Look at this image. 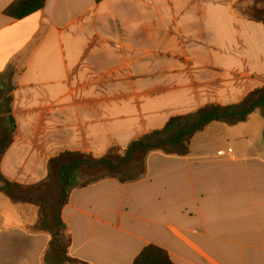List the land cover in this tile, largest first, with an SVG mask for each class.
I'll return each mask as SVG.
<instances>
[{
	"label": "crops",
	"instance_id": "crops-1",
	"mask_svg": "<svg viewBox=\"0 0 264 264\" xmlns=\"http://www.w3.org/2000/svg\"><path fill=\"white\" fill-rule=\"evenodd\" d=\"M0 0V85L16 136L0 172L31 186L62 152L103 156L173 119L239 104L264 87V26L243 0H46L13 20ZM38 209L0 194V264H43ZM69 257L132 264L147 246L173 264H264V112L211 123L185 157L152 153L140 179L73 191Z\"/></svg>",
	"mask_w": 264,
	"mask_h": 264
},
{
	"label": "trees",
	"instance_id": "trees-1",
	"mask_svg": "<svg viewBox=\"0 0 264 264\" xmlns=\"http://www.w3.org/2000/svg\"><path fill=\"white\" fill-rule=\"evenodd\" d=\"M45 2L17 0L4 11V15L13 20H22L42 10ZM244 15L264 26V0H255L244 9ZM12 91L10 84L0 85V164L16 136V125L11 115ZM256 110L264 112V87L253 91L237 105L205 106L191 115L173 118L162 130L131 141L124 151L113 147L101 157L62 152L49 161L46 179L35 185L12 183L0 172V194L14 204L38 209L37 221L30 230L50 237L43 264H85L69 257L70 235L61 218L73 191L106 179L122 184L137 181L144 173L148 155L162 153L185 157L189 153L192 137L211 123L235 126L245 123ZM132 264L173 263L164 250L150 245L139 253Z\"/></svg>",
	"mask_w": 264,
	"mask_h": 264
},
{
	"label": "rangeland",
	"instance_id": "rangeland-1",
	"mask_svg": "<svg viewBox=\"0 0 264 264\" xmlns=\"http://www.w3.org/2000/svg\"><path fill=\"white\" fill-rule=\"evenodd\" d=\"M255 0H243V3L246 4V6L252 5L254 3ZM134 172H137V170H135Z\"/></svg>",
	"mask_w": 264,
	"mask_h": 264
}]
</instances>
